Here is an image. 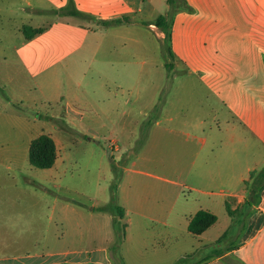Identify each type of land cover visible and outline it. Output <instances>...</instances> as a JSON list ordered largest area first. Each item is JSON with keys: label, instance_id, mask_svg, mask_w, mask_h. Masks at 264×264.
Returning <instances> with one entry per match:
<instances>
[{"label": "crops", "instance_id": "1", "mask_svg": "<svg viewBox=\"0 0 264 264\" xmlns=\"http://www.w3.org/2000/svg\"><path fill=\"white\" fill-rule=\"evenodd\" d=\"M9 1L0 0V22L17 17L21 27L43 31L25 39L16 29L22 42L12 51L0 50V122L23 123L22 130L6 133V159L28 161L31 141L46 135L56 158L39 177H55L60 136L54 125L60 119L47 112L61 105L65 117L82 109L109 122L149 118L156 133L169 135L165 140L159 135L152 143L165 145L172 166L180 165L205 186L217 187L218 181L221 189L217 195L188 186L200 195L195 203L171 193L150 200L126 194L125 226L116 255L109 251V240L107 247L95 250L72 248L95 233L79 221L71 205H61L56 216L52 211L48 218L45 211L33 210L22 222L24 233L54 234V243H63L64 249L46 257L0 254V264H264V187L254 202L247 185L251 173L264 169V0H185L191 12L174 16L168 43L171 59L182 68L180 83L177 75L171 80L168 61L159 65L145 58L152 51L157 54L158 43L166 40L155 26L161 16L157 0ZM69 5L82 17L66 14ZM207 10L220 15L208 19L203 16ZM119 18L128 22L100 24ZM84 65L101 80L83 76L79 84L78 73L86 75ZM143 80L144 88L151 90L145 109L155 110L163 89L171 95L175 82L181 103H171L165 113L162 106L153 115L143 113ZM89 86L107 93L101 112L82 103L85 92H78ZM4 88L8 94L3 96ZM125 93L133 100H120ZM8 108L16 115L3 113ZM58 202L53 198L52 203ZM198 211L214 215L216 222L194 236L187 228ZM7 212L0 210V242L7 241L14 228ZM226 231L228 237L215 245Z\"/></svg>", "mask_w": 264, "mask_h": 264}, {"label": "rangeland", "instance_id": "2", "mask_svg": "<svg viewBox=\"0 0 264 264\" xmlns=\"http://www.w3.org/2000/svg\"><path fill=\"white\" fill-rule=\"evenodd\" d=\"M7 2L10 3L9 0ZM157 6L159 15L163 16L166 13L165 1L157 0ZM204 12L203 16L208 19L218 18L220 15V11L217 10ZM1 13L5 15L4 11ZM16 13L20 15L18 10ZM21 28L20 19L17 17L14 20L2 19L0 50L12 51L22 42V35L16 30ZM159 30L164 32L161 28ZM164 41L163 44L158 43L157 54H153L152 51L145 58L159 65L168 61L169 70H172L171 80L174 75H177L178 83H180L182 73L179 71L182 68L167 57L169 44L166 40ZM81 71L86 75L78 73L79 84L83 83V76L87 81L91 78L94 81L98 78L101 80L100 74L92 73L86 65ZM169 82L171 83L170 80ZM1 86L3 88L5 84ZM142 86L139 98L143 113L153 115L161 106L165 113L171 103L176 104L182 101L180 95L176 96L175 82L172 94L169 95L168 90L163 89L159 96V106L149 111L145 109V106L150 99L151 90L144 88V80ZM82 92H85L82 98L83 105L92 106L96 112H101L102 100L107 97L105 90H92L89 86L87 90L80 88L78 93L81 96ZM1 93L3 96L8 94L6 88ZM119 99L133 100L126 93L122 95V98L120 95ZM29 111L35 114L39 112L41 116L45 114L40 109L32 111L29 109ZM63 112L61 105L53 106L47 112L57 115L60 119L54 125L60 136L59 165L55 177L49 179L39 177L43 170L30 166L26 158L19 162L6 159L3 151L7 145L4 141L9 140L6 133L22 130L23 123L16 120L13 124L0 122V132H3L0 136V210H7L8 217H12L14 222V228L7 234V241L0 242V254L24 256L30 253L46 257L49 252H59L64 249L63 243H54L56 241L54 234L24 233L22 222L26 220L28 212L33 210L45 211L48 218L52 211L55 212L53 213L55 217L56 212L61 210V205H71L78 212L79 221H83L95 233L93 237L87 235L72 248L77 251L95 250L101 246L107 247L109 240V251L116 255L123 236L125 217L123 211L115 213L112 207L122 209L126 194L138 195L140 199L150 200L152 196L171 193L195 203L200 195L188 186L208 193H217V195L220 193L218 181L217 187L205 186L200 181H196L195 175L192 177L187 171L181 169L180 165L172 166L174 162L171 159L168 160L165 145L161 144L162 147H159L152 143L159 135L163 136L164 140L169 135L163 130L159 134L156 133L153 122L149 118L135 123L109 122L102 116L92 112L85 113L82 109L78 114L67 112L66 117L63 116ZM3 113L8 116L16 115L9 108ZM161 127L165 129L166 124L163 122ZM38 179L42 181H37ZM53 198H58L60 202L52 203ZM47 261L50 260L47 259Z\"/></svg>", "mask_w": 264, "mask_h": 264}, {"label": "trees", "instance_id": "3", "mask_svg": "<svg viewBox=\"0 0 264 264\" xmlns=\"http://www.w3.org/2000/svg\"><path fill=\"white\" fill-rule=\"evenodd\" d=\"M167 10L163 16H159L157 18L155 26L157 28H161L164 30L165 38L167 43L170 42V30L173 18L176 14L182 12H191V9L188 8L185 0H166ZM66 14L72 15L74 17H82L81 14L75 11L72 5H69L67 9L64 11ZM127 18H119L108 21H101L100 24L104 26L111 25H120L123 23H127ZM43 31L41 28H32L30 26H23L21 28V33L25 37V39H31L33 36L40 34ZM167 57L172 58V53L168 46L167 48ZM165 67L168 71H170L169 62L165 64ZM56 158V151L53 141L50 137L46 135H40L31 141L29 150H28V162L30 166L39 170L50 169ZM248 185V195L249 197L254 196V202H256L259 198V194L264 187V169L259 172H253L250 175V182ZM249 202L247 205H250ZM246 203L243 205L242 209L245 211ZM105 210V209H103ZM112 210L115 213L122 212V209H118L116 207H112ZM227 213L229 216H232L234 213L231 212L227 208ZM216 222V217L205 211H198L189 221L188 224V232L194 236H198L203 233L207 228L213 225ZM229 235V232L226 231L221 238L215 243V245L222 243Z\"/></svg>", "mask_w": 264, "mask_h": 264}]
</instances>
